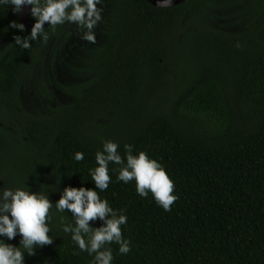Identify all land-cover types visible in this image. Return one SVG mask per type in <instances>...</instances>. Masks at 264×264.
<instances>
[{
	"label": "trees",
	"instance_id": "obj_1",
	"mask_svg": "<svg viewBox=\"0 0 264 264\" xmlns=\"http://www.w3.org/2000/svg\"><path fill=\"white\" fill-rule=\"evenodd\" d=\"M31 7L26 17L35 21ZM97 8L94 43L66 22L24 49L14 37L23 41L31 30L10 28L18 13L0 6V179L53 205L67 187L97 190L127 217L121 231L131 251L107 245L112 264H264V0L169 8L102 0ZM57 68L79 82L59 84ZM30 88L67 99L39 101L47 114L29 110L37 108L25 99ZM105 141L119 145L125 163L124 146L132 145L133 155L163 166L178 197L170 211L151 192L139 196L134 180L117 181L121 165L110 163L108 189H95L89 169ZM49 216L52 243L24 264H91L95 254L63 231L75 227L73 214L53 207ZM102 226L89 221L92 230ZM0 239L19 246V236Z\"/></svg>",
	"mask_w": 264,
	"mask_h": 264
},
{
	"label": "clouds",
	"instance_id": "obj_2",
	"mask_svg": "<svg viewBox=\"0 0 264 264\" xmlns=\"http://www.w3.org/2000/svg\"><path fill=\"white\" fill-rule=\"evenodd\" d=\"M102 0H0V6H10L14 13H19L24 6L31 5L30 14L35 19L30 38L21 41L15 36V44L21 48L31 47L30 40H36L44 30L47 22L54 27L66 22L74 23L86 29L82 39L94 43L95 34L92 31L101 20V9L97 8ZM158 6H168L171 0H158ZM68 10V11H66ZM10 28L23 31L24 25L12 22ZM47 40L48 36L43 35ZM119 145L105 141L102 150L96 152V167L89 169L91 181L100 192L108 189L111 177L109 164L121 165L117 181L125 184L135 181L136 192L141 197H147L151 192L157 205L165 211L178 199L172 195L174 183L169 178L163 166L150 159L145 152L133 155V146L125 145V158L118 152ZM74 160L82 161L83 152H76ZM55 207L57 212L70 211L75 218V227L64 225V232H71V239L80 251H86L93 257L91 264H112V243L119 245V253L126 255L131 251L130 242L123 239L121 226L127 223V217L118 214L109 205L107 199H101L99 192L85 187L64 189L61 198L53 205L46 195L32 193L24 188H4L0 191V238L7 241L20 237L19 246L6 243L0 239V264H24L25 255H35V248L52 243L48 226L50 210ZM111 219H106V216ZM100 218L104 226L92 230L89 221ZM83 233V234H82ZM90 233V235H88ZM103 249V250H101Z\"/></svg>",
	"mask_w": 264,
	"mask_h": 264
},
{
	"label": "rangeland",
	"instance_id": "obj_3",
	"mask_svg": "<svg viewBox=\"0 0 264 264\" xmlns=\"http://www.w3.org/2000/svg\"><path fill=\"white\" fill-rule=\"evenodd\" d=\"M56 75L58 77L59 80L58 83L59 84H63L66 83L68 86H70V84L73 85V83H78L79 81H75V78L72 76V74H67V70H62L60 68L56 69ZM55 96H53V98H49L48 96L45 98H39V94L34 92L32 88H30L26 93H25V99L27 101V104L33 105L37 108H27L29 110L34 109L42 112L43 114H47V110H42L40 104L38 103L39 101H43L46 102L48 105L50 106H56V102H65V100L67 99V95H65V93H63L60 90L57 89H53ZM106 121L103 120L100 122L101 125L105 124ZM4 188H7V183L5 180H1L0 179V191H2Z\"/></svg>",
	"mask_w": 264,
	"mask_h": 264
},
{
	"label": "water",
	"instance_id": "obj_4",
	"mask_svg": "<svg viewBox=\"0 0 264 264\" xmlns=\"http://www.w3.org/2000/svg\"><path fill=\"white\" fill-rule=\"evenodd\" d=\"M150 5L154 6V7H158V8H169V7H173L176 5H179L185 1L188 0H171V4L168 6H158V0H146ZM28 10V6H24L22 7L21 11L18 13V19H19V23L24 25V28L31 30L35 24L36 21H30L27 19L26 17V12ZM50 25L46 22L44 24V28L49 27Z\"/></svg>",
	"mask_w": 264,
	"mask_h": 264
}]
</instances>
